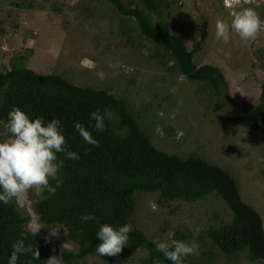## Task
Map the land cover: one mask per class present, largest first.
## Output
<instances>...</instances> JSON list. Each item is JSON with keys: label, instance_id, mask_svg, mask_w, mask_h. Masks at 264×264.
Instances as JSON below:
<instances>
[{"label": "rangeland", "instance_id": "obj_1", "mask_svg": "<svg viewBox=\"0 0 264 264\" xmlns=\"http://www.w3.org/2000/svg\"><path fill=\"white\" fill-rule=\"evenodd\" d=\"M246 7L264 19V0H240L233 7L225 6L224 0H168L161 15L151 13V19L168 20L170 32L181 36L188 48L206 23L207 35L193 62L218 66L233 100L251 108L264 81V31L249 42L235 32H230L227 44L215 37L217 19L230 23L233 14ZM0 25L5 29L0 35L1 71L11 67L13 56H23L38 74H58L75 85L106 89L124 98L156 148L183 156L193 153L227 170L237 181L242 200L264 221V134L228 121L203 81H190L161 64L162 51L140 37L134 20H124L105 0H0ZM86 59L88 66L82 63ZM6 125L0 124V141L10 135ZM36 197L29 191L18 203L29 215L26 227L31 230L30 222L39 227L37 234L50 243L52 264H63L60 252L76 251V245L65 227L39 221L33 211ZM134 199L130 224L152 240L171 239L178 227L191 231L189 241L199 246L198 254L190 256L192 264H264L244 252L226 256L213 245L208 231L232 218L215 193L191 202L161 203L157 193L138 191ZM143 256L139 249L123 261L94 251L84 264H141Z\"/></svg>", "mask_w": 264, "mask_h": 264}, {"label": "trees", "instance_id": "obj_2", "mask_svg": "<svg viewBox=\"0 0 264 264\" xmlns=\"http://www.w3.org/2000/svg\"><path fill=\"white\" fill-rule=\"evenodd\" d=\"M105 1L124 20H134L140 37L162 51L158 60L161 64L190 81H203L217 98L216 109H224L228 121L264 134V81L257 104L246 108L233 100L218 66H197L193 62L194 53L201 50L206 38V23L199 39L188 48L181 36L170 32L168 20L155 23L151 19V13L161 15L168 0H141L140 5L124 0ZM4 33L0 25V35ZM21 57L13 56L11 67L0 70V124H7L13 106H19L30 120L39 116L44 117L45 123L59 119L67 150L80 157L71 160L59 153L57 163L63 161L58 171L62 186L55 195L45 191L33 204L41 223L65 227L68 238L76 245V251L60 252L63 264H84L99 243L96 232L101 224H130L138 191L157 193L161 203L191 202L215 193L225 202L232 218L208 231L213 245L226 256L244 252L250 260L264 261L262 216L242 200L238 183L227 170L193 153L183 156L156 148L124 98H117L106 89L75 85L58 74H38L25 64L27 57ZM106 107L113 110L116 118L107 122L105 132L89 128L100 144L95 147L83 140L74 125L79 122L89 127L94 123L90 113ZM50 183L55 185V181ZM85 214H94L99 223L82 221L80 217ZM28 218L15 200L7 205L0 202V264H8L12 245L22 235L27 238L25 244L38 251L39 259L28 253L21 255L17 264L48 262L50 243L26 227ZM129 237L116 258L127 261L142 249L145 256L140 259L141 264H152L157 258L163 264H171L155 251L154 240L143 230L133 227ZM190 237L187 227H178L172 235L184 241ZM185 264H192L190 256Z\"/></svg>", "mask_w": 264, "mask_h": 264}, {"label": "clouds", "instance_id": "obj_3", "mask_svg": "<svg viewBox=\"0 0 264 264\" xmlns=\"http://www.w3.org/2000/svg\"><path fill=\"white\" fill-rule=\"evenodd\" d=\"M244 1V0H242ZM246 2V1H245ZM228 7L240 3V0H224ZM215 37L224 43L230 41V32H235L244 42L253 41L258 34L264 31V19L252 7L242 8L235 12L229 22L217 19L215 23ZM89 65L87 59L82 62ZM100 79L105 78L103 72L98 73ZM115 114L111 108L103 111L97 109L90 113V120L94 123L85 127L76 122L74 127L86 143L99 147V141L95 139L89 128L97 132L107 130V122L114 120ZM7 130L10 135L0 141V202L9 204L13 200L20 203L29 191H34L40 197L45 191L49 195H55L57 188L63 184V179L58 175L59 167L63 163H57L58 154L63 153L66 159H79L78 153L67 150V139L62 131L59 119H52L45 123L44 117L39 116L29 119V116L19 107L13 106L8 113ZM157 133L163 135V129L156 128ZM50 181H55L53 186ZM84 222L95 221L99 223L94 214H85L80 217ZM30 227L35 235L39 227ZM133 230L131 224L114 227L109 223L100 225L96 232L99 243L96 246V254L99 256H118L129 241V233ZM27 238L22 235L12 245L8 264H17L21 255L32 253L39 259L38 251H34L31 245H26ZM155 251L162 253L171 264H185L187 257L198 254L199 246L195 241L179 239H156ZM55 258L48 260L52 264ZM152 264H163L160 259H154Z\"/></svg>", "mask_w": 264, "mask_h": 264}, {"label": "crops", "instance_id": "obj_4", "mask_svg": "<svg viewBox=\"0 0 264 264\" xmlns=\"http://www.w3.org/2000/svg\"><path fill=\"white\" fill-rule=\"evenodd\" d=\"M262 220H263V216H262ZM264 222V221H263ZM263 227H264V223H263Z\"/></svg>", "mask_w": 264, "mask_h": 264}, {"label": "built area", "instance_id": "obj_5", "mask_svg": "<svg viewBox=\"0 0 264 264\" xmlns=\"http://www.w3.org/2000/svg\"><path fill=\"white\" fill-rule=\"evenodd\" d=\"M247 2V1H246ZM224 5H225V3H224ZM226 6V5H225Z\"/></svg>", "mask_w": 264, "mask_h": 264}]
</instances>
